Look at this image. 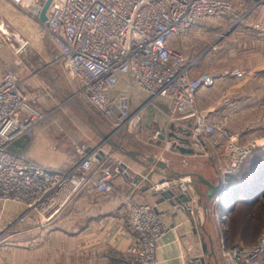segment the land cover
Here are the masks:
<instances>
[{"label":"built area","instance_id":"built-area-1","mask_svg":"<svg viewBox=\"0 0 264 264\" xmlns=\"http://www.w3.org/2000/svg\"><path fill=\"white\" fill-rule=\"evenodd\" d=\"M7 1L42 24L79 92L106 119L117 126H139L150 108L162 111L164 105L167 127L185 125L189 133L167 140L165 148L183 146L193 148L196 155L211 153L218 158L222 144L225 165L221 184L212 195L214 204L219 203L228 186L227 177L242 167L255 144H241L224 124L201 114L195 96L211 86L214 77L193 76V59L171 47V40L204 18L232 11L233 0H51L43 22L40 15L45 0ZM39 118L18 75L4 71L0 78V218L9 203L20 205L21 212L0 229V241L8 233L52 221L89 186L101 194L112 193L114 176L128 174L117 157L99 146L86 148L75 164L63 169L43 166L25 152L11 151L10 144ZM158 134L155 132V138ZM215 136L223 139L221 144H206L205 139ZM181 162L187 163L184 158ZM143 179L148 175L134 176L131 182L137 187ZM262 186L264 192V183ZM148 188L172 201L174 212L204 219L206 211L197 205L200 196L194 192L192 175L163 177L149 182ZM126 198V224L134 237L126 261L157 264V245L168 225L154 203ZM223 214L218 215V222L223 223ZM220 244L223 264H258L259 256L264 255V234L253 245L226 247L223 237ZM190 263L206 264L202 255L193 256Z\"/></svg>","mask_w":264,"mask_h":264},{"label":"rangeland","instance_id":"rangeland-1","mask_svg":"<svg viewBox=\"0 0 264 264\" xmlns=\"http://www.w3.org/2000/svg\"><path fill=\"white\" fill-rule=\"evenodd\" d=\"M236 4L234 3V9L228 13L198 21L185 34L173 38L171 47L193 59L192 68H195L194 70L201 76L209 74L215 76L214 79L217 80L223 77L221 88L213 93L217 94L215 105L218 108L223 107L224 112L214 123L224 124L228 131L238 136L241 144H255V149L243 164L245 166L248 161L264 159V61L259 51L253 50V46L249 43L245 46L244 36L239 35L236 30L237 25L244 21L243 18L251 12L254 13L258 6L244 4L239 8ZM13 8L17 9L15 6ZM242 15L244 16L241 17ZM0 29L3 31L0 36V48L2 46L5 49L6 55L10 49H13L18 64L15 68L7 70L18 75L20 86L24 89L29 103L40 115L39 121L34 123L30 130L18 140H24L25 148L30 146L32 134L35 132L42 134L51 144L52 149L57 152L67 151L76 154L67 165L62 164V168H67L79 160L77 157L81 156L86 148L93 149L99 146L104 151L112 153L126 166L129 178L133 174L129 165L140 166L145 163L150 170L153 168L158 170L160 165H156L149 158L177 165L174 162V154L164 149L165 145L162 141L155 144L159 140L155 138V132L159 128L157 124L153 123L151 127V120L143 118L139 126L132 127L127 124L117 126L115 122L103 117L86 102L79 92L78 84L70 78L68 71L64 70L66 66L61 60L55 59L54 48L43 46L40 40L41 33L45 31L42 24L31 21L20 9L9 11L0 7ZM260 29L264 30V22L260 23ZM255 51L257 53H254ZM252 75L258 79H250L243 86L226 89L227 83L230 84L233 79L241 78V76L244 79ZM153 111V108L149 109L148 115L152 117L151 119L154 118ZM157 116L159 118L156 119L166 123L162 114ZM173 125L175 127V124ZM167 140L169 139L163 141ZM214 141L221 144L223 139L217 136L205 139L206 144ZM99 142L100 145H98ZM220 148L222 150L218 158L221 163L214 156L216 154H213L214 157L211 153L207 156L194 154L180 169L203 172L212 178L208 179L210 182L215 185L221 184L225 151L222 144ZM127 150L137 153L139 161L126 154ZM18 152L27 153V149ZM27 155L29 156L28 153ZM243 165L231 177L239 174L240 170H244ZM193 180L194 189L197 190L195 192L200 196L198 205L206 211L203 215L204 220L208 225L217 228L218 236L220 235L216 239L218 247L221 245L218 241L221 236L226 247L256 244L264 234V196L260 195L253 200L248 198V202L242 197L240 202L232 206L221 223L218 222L217 217L220 212H225V202L223 203L221 199L219 203L214 204L209 188L196 178ZM73 201L67 206H71ZM70 206L64 207L47 224L33 226L24 232L19 230L21 232L15 231L4 235L0 244L10 236L9 239L13 241V264H92L82 259L80 261H75L73 258L58 259L60 253L65 255L69 251L74 252L78 249L74 248L73 243H63L54 238L53 234L49 235L51 228L53 230L68 229L70 233H73L72 216H69L70 213L68 217L66 216ZM19 212H21L19 208L5 209L0 218V229L6 226L9 218L13 219ZM64 217L67 218L64 219ZM69 236L72 238L73 234ZM217 251L218 254L219 248ZM52 255L56 256L54 260ZM218 256L219 254L216 255V260L218 264H222ZM127 257L128 255L122 260L125 264H129L126 261ZM123 262L117 261L119 264H124ZM257 263L264 264V255L259 256Z\"/></svg>","mask_w":264,"mask_h":264},{"label":"crops","instance_id":"crops-1","mask_svg":"<svg viewBox=\"0 0 264 264\" xmlns=\"http://www.w3.org/2000/svg\"><path fill=\"white\" fill-rule=\"evenodd\" d=\"M233 1L234 3H237L236 5H238L239 8L244 6V4H253V6H258V11L256 10L254 13H249L248 16L243 18L244 21L241 24L238 22L239 25H237L236 30H238L239 35L244 36L245 46L248 43L253 46V50H258L259 54L263 57L262 61H264V30L260 29V23L264 22V0ZM12 5L13 4H10L7 0H0L1 8L9 11L18 10L14 9V5ZM243 16L244 15L241 17ZM2 32L3 31L0 29V36L2 35ZM40 40H42L43 46H50L54 48L56 55L55 59L58 60V51L55 49V46L46 31L41 33ZM256 51L254 53H257ZM5 53V49L1 46L0 78L4 71H8L10 70L9 68H15L18 65L17 60L14 57L15 55L13 49H10L7 55ZM194 69L195 68L192 70L193 76H199L200 73H197ZM242 77L243 76H241V78L233 79L230 84L224 81L227 83L226 89L229 90L230 87L234 88L239 85L243 86L247 84V81L250 79H258L257 77L254 78L253 75L245 77L244 79H242ZM222 80L223 77L218 80L214 79L211 86L200 89L195 96L197 108L201 114H204L203 116L207 117V119L212 122H217L219 119L218 117H220L219 115L224 112L223 107L218 108V106L215 105L214 102L216 101L215 99L217 98V94L213 93V91L218 92L221 88L220 86L223 82ZM213 94L216 96L213 97ZM161 107L162 111L154 109L152 114L154 117L153 119H151L152 117L148 115L149 111L144 114L143 118H145V120H151V127L153 126V123L157 124L159 127L158 131H156L159 133V140H157L155 144L162 141L164 145H166L167 141H163L160 138L161 135L168 136L172 132L175 133L176 136H185L187 135V128L185 125L182 126L180 124H175L173 130L171 129V125L167 127V118L163 113L167 111V108L164 105ZM158 114H160V116L162 114L165 117L163 120H165L166 123H162V121L156 119L159 118L157 116ZM229 114L230 113H228V115ZM22 136L15 139L10 144V150L18 152L19 150L27 149V153L29 154V157H31L30 159L33 158L34 161L43 166L62 168L61 166L63 163L64 165H67L71 159L76 156L75 153L67 151L57 152L55 149H52L51 144L45 140V137L42 134H36V132L31 135L32 140L30 146L25 148L24 140L21 139L18 141L22 138ZM100 144L101 143L99 142L98 145ZM164 149L169 150L174 154V162H176L177 165L174 166L167 163L166 165L168 166L164 169V171L160 169V167L158 170L151 171L145 163H140L142 164L140 166L129 165L133 171L132 177L129 178L121 174L115 175L112 180V193L101 194L95 191L92 186H89L72 199V201H74L71 206L69 205L70 210L66 212V216L68 217V213H70L69 216H72V225L74 227L73 233H70L68 229L64 230L57 228L56 230H53L51 228L49 235L53 234L54 238L61 240L63 243H73L74 248L78 249H75L74 252L69 251L65 255L60 253L58 259L63 258V260H65V258H73L75 261H80L82 259L92 264H119L117 261L123 262L122 260L126 258L129 248L134 243L133 234L130 230H128L126 224V209L129 199L126 197L130 196V198L136 202L148 201L154 203L156 205L157 213L168 225L169 230L163 235L157 245L158 248L155 254V261L157 264H191L190 260L195 255H202L206 264H218L216 255L219 253L217 254L216 251L217 248L220 247L216 244L218 236V232L216 231L217 228L212 227L210 224L208 225L203 218H201L202 220L200 219V222V220L197 221L186 213L179 211L174 212L172 201L164 199L161 195L155 194L148 188L149 182H158L163 177L175 176L184 173H198L205 180H211L212 178L203 172H194L192 170L182 171L180 169V167L185 165L181 162V160L184 158L187 162L194 154L190 155L182 153L176 148L172 150L168 148ZM79 157L80 156H78L77 159H79ZM133 175L137 177L140 176V178H143L144 175H148V179L139 181L137 187H134L131 182L134 177ZM192 176L193 178L199 180L200 183H203V185L210 190V186L207 185L199 176ZM195 191L197 190L194 189V192ZM195 194L197 193L195 192ZM69 206L65 208H68ZM18 208L21 209L20 205L9 203L6 205L5 209L16 210ZM67 217H64V219ZM64 219L62 221H64ZM69 234H73L72 238ZM9 238H11V236L6 237L5 242L0 244V264H13V241ZM221 238L222 236L219 239L221 240ZM55 258L56 256H53L52 259L54 260Z\"/></svg>","mask_w":264,"mask_h":264},{"label":"trees","instance_id":"trees-1","mask_svg":"<svg viewBox=\"0 0 264 264\" xmlns=\"http://www.w3.org/2000/svg\"><path fill=\"white\" fill-rule=\"evenodd\" d=\"M248 161L244 168L236 176L229 177L228 186L224 193L222 202L226 203L225 214H229L230 209L236 202L242 199L253 200L256 197L264 196L262 184L264 183V159H256L255 162ZM249 163V164H248ZM248 165V168L246 166ZM260 185V188H259ZM249 198V199H248ZM240 202V201H239Z\"/></svg>","mask_w":264,"mask_h":264},{"label":"water","instance_id":"water-1","mask_svg":"<svg viewBox=\"0 0 264 264\" xmlns=\"http://www.w3.org/2000/svg\"><path fill=\"white\" fill-rule=\"evenodd\" d=\"M50 2H51V0H45L44 1V3H43V10H42V12H41V15H40V20H41V22H43L44 20H45V18H46V11H47V9H48V6H49V4H50ZM171 129L173 130L174 129V125H171ZM189 135V133H187V135L186 136H188ZM174 137H177L176 135H175V133H170L168 136H166V135H161L160 136V138L162 139V140H165V139H171V138H174ZM175 148L176 149H178L180 152H182V153H187V154H194V149L193 148H187V147H183V146H175ZM126 154H129V155H131L134 159H136V160H139V158L137 157V153H134V152H132V151H128L127 150V152H126ZM149 160H151L153 163H155L156 165H160V166H162V167H167L168 165H166V163H163L162 161H158L157 159H155V158H149ZM190 175H197V176H199L207 185H209L210 186V196H212V195H214L215 193H216V191H217V185H215V184H213L212 182H210L209 180H205L201 175H199L198 173H191ZM227 188V187H226ZM226 188H225V190H226ZM224 190V191H225Z\"/></svg>","mask_w":264,"mask_h":264},{"label":"bare ground","instance_id":"bare-ground-1","mask_svg":"<svg viewBox=\"0 0 264 264\" xmlns=\"http://www.w3.org/2000/svg\"><path fill=\"white\" fill-rule=\"evenodd\" d=\"M225 213H226V212H224V214H223V215H224V217H223V218H225V215H226Z\"/></svg>","mask_w":264,"mask_h":264}]
</instances>
